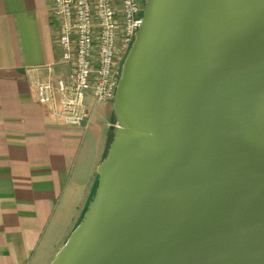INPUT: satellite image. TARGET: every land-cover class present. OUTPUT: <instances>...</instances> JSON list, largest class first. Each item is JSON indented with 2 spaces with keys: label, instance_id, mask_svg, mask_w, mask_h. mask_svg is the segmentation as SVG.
<instances>
[{
  "label": "water",
  "instance_id": "obj_1",
  "mask_svg": "<svg viewBox=\"0 0 264 264\" xmlns=\"http://www.w3.org/2000/svg\"><path fill=\"white\" fill-rule=\"evenodd\" d=\"M112 114L50 264H264V0H144Z\"/></svg>",
  "mask_w": 264,
  "mask_h": 264
},
{
  "label": "crops",
  "instance_id": "obj_2",
  "mask_svg": "<svg viewBox=\"0 0 264 264\" xmlns=\"http://www.w3.org/2000/svg\"><path fill=\"white\" fill-rule=\"evenodd\" d=\"M54 0H0V264H50L79 221L114 125L112 103L86 95L69 125L41 82L67 80Z\"/></svg>",
  "mask_w": 264,
  "mask_h": 264
},
{
  "label": "built area",
  "instance_id": "obj_3",
  "mask_svg": "<svg viewBox=\"0 0 264 264\" xmlns=\"http://www.w3.org/2000/svg\"><path fill=\"white\" fill-rule=\"evenodd\" d=\"M144 0H54L59 19V60L70 65L67 80L37 86L38 102L59 94L65 123L79 126L89 115L87 93L96 102H112L122 61L141 24Z\"/></svg>",
  "mask_w": 264,
  "mask_h": 264
},
{
  "label": "trees",
  "instance_id": "obj_4",
  "mask_svg": "<svg viewBox=\"0 0 264 264\" xmlns=\"http://www.w3.org/2000/svg\"><path fill=\"white\" fill-rule=\"evenodd\" d=\"M113 120H114V118H113ZM111 137H112V129H111V132H110V139H109V142H110V140H111ZM109 142H108V144H109ZM108 147V146H107ZM107 150V149H106ZM106 153V152H105ZM95 188V187H94ZM93 193H94V189H93V191H92V194H91V196L93 195ZM86 208V207H85ZM85 210V209H84Z\"/></svg>",
  "mask_w": 264,
  "mask_h": 264
},
{
  "label": "rangeland",
  "instance_id": "obj_5",
  "mask_svg": "<svg viewBox=\"0 0 264 264\" xmlns=\"http://www.w3.org/2000/svg\"><path fill=\"white\" fill-rule=\"evenodd\" d=\"M123 62V61H122ZM122 65V64H121ZM112 103V102H111Z\"/></svg>",
  "mask_w": 264,
  "mask_h": 264
}]
</instances>
